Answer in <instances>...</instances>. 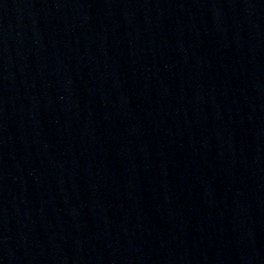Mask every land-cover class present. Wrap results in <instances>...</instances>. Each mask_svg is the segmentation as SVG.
I'll return each instance as SVG.
<instances>
[{
    "label": "water",
    "instance_id": "95a60500",
    "mask_svg": "<svg viewBox=\"0 0 264 264\" xmlns=\"http://www.w3.org/2000/svg\"><path fill=\"white\" fill-rule=\"evenodd\" d=\"M0 264H264V0H0Z\"/></svg>",
    "mask_w": 264,
    "mask_h": 264
}]
</instances>
